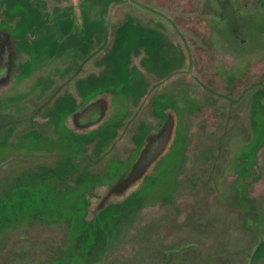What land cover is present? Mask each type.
<instances>
[{"label":"flooded vegetation","instance_id":"af4514ba","mask_svg":"<svg viewBox=\"0 0 264 264\" xmlns=\"http://www.w3.org/2000/svg\"><path fill=\"white\" fill-rule=\"evenodd\" d=\"M144 3L143 0H90L83 1L89 8L84 11L77 0H27L18 5L8 0L0 4V107L13 104L15 113L36 119L58 117L55 119L59 127L48 125L45 130L58 138L61 134L64 141L61 148L25 143L12 147L7 151L8 156L0 158V180L34 182L36 185L30 187L33 203L29 204L33 206L31 212L38 208L30 223L16 227L0 223V241L23 229L37 227L46 233L66 228L62 246L68 245L69 249L72 243L69 225L58 216L64 215L70 219L71 227L88 238L89 250L103 252L101 257H82L83 264L117 262L103 256L111 247L103 251L96 245L95 233L116 217L131 215L134 220L145 207L147 194L160 186L155 181L157 176L162 173L163 177L168 176L175 155L181 156L182 164L173 179L172 190L187 162H202L203 158L198 156L191 160L195 149L190 147V140L197 135L201 119L219 117L213 108L217 95L234 105L237 118L228 135L221 126L215 131L221 135L223 132L220 140L223 150L217 151L221 164L220 173L214 178L218 180L215 195L219 201L220 197H239L242 190H252L263 178L264 33L258 31L256 15L264 14V0H197L199 24L191 26L186 21L184 32L176 28L175 9L180 6L160 5L158 1L148 3L152 8L151 23L134 38L130 47L133 53L127 62L121 65L114 61L121 70V85L90 89L91 77L98 69L105 67L111 58L114 60L115 55L126 56L125 48L117 49L120 38L118 34L114 37L113 28H118L120 23L116 18L128 8L142 7ZM92 11L102 15L103 28L108 26L107 18L115 20L104 43L94 39L95 26L88 18L93 17ZM191 28L199 34V53L206 58L202 69L195 67L191 51L186 47ZM175 31L181 45L173 38ZM192 79L208 96L193 93ZM146 97L151 105L150 113L136 117L135 131L131 135L130 131L124 139L125 145L111 155L121 160L115 173L108 174L106 167L100 166L104 168L97 171L105 174L85 178L77 169L62 174L63 168L54 162H31L36 154L52 152L63 157L65 153L80 152L71 147L76 140L87 155L99 140L104 143L105 151L113 148L119 130L134 116L130 104L139 105ZM7 111L10 110L0 108V113ZM192 117L198 119L194 129L190 125ZM136 136L140 137L137 145ZM207 152L210 151H198L201 155ZM7 163L10 168L5 171ZM33 180H45V183ZM39 212L58 213L59 218L47 221ZM261 236L250 264L256 260L264 264V235ZM24 241L27 251V240ZM53 257L51 264L61 258L60 247ZM128 260L117 263L130 264Z\"/></svg>","mask_w":264,"mask_h":264},{"label":"rangeland","instance_id":"374dc122","mask_svg":"<svg viewBox=\"0 0 264 264\" xmlns=\"http://www.w3.org/2000/svg\"><path fill=\"white\" fill-rule=\"evenodd\" d=\"M3 1L8 0H0V4ZM9 1L18 5L27 0ZM78 1L82 11L85 8L89 9L87 5H83V1L88 3L90 0H77V4ZM143 1L145 3L142 7L135 5L136 8H128L125 13L123 12L124 15L116 18L120 24L118 28H113L114 37L118 34L120 38L117 49L125 48L123 55L126 54L127 57L115 55L114 60L111 58V61L106 62L105 67H102L101 70L98 69L96 74L92 75L89 84L90 89L121 85L120 83L123 81L121 70L115 66L114 61L118 60V64L121 65L127 62L128 56L133 53L130 47L134 38L145 28L147 23H151L152 8L148 3L158 1L160 5L165 3L174 7L180 6V8L175 9V20L177 30L179 29L181 32H184L183 27H186V21L191 26L199 24L200 15L198 13L200 10L195 9L197 0ZM91 13L93 17L88 18H91V22L95 26V38H93L95 41H103L104 43L106 33L110 34L111 25L115 20L113 17L107 18L108 26L105 29L103 28L102 15L97 11ZM83 15L85 18L87 17V13ZM193 16L195 18L194 23ZM256 23L258 31L264 33V14L256 15ZM190 30L187 32L188 42L186 43V47L191 51L190 58H192L195 67L198 65L202 69L204 65L205 68L206 58L200 56L199 53V34L192 28ZM173 35L174 40L181 45L182 41L177 31L173 32ZM203 58L205 59L203 60ZM194 70L197 71L196 68ZM197 72L199 75L200 72ZM195 82V79L191 80V87L195 86L192 90L193 93L196 96H204L206 92ZM206 96L208 95L206 94ZM215 98H217V102L213 108L219 117L217 120L209 117L201 119L199 123L202 122V124L200 129L196 131L197 135L191 137L190 140V147L195 149L191 154V160L198 156L199 159L203 158L202 162L197 160H193L189 164L187 162L186 167L181 171L180 181L176 184L175 190H172L173 179L178 174L179 166L182 164L181 156L175 155L169 164L171 166L167 171L168 176L163 177V173L157 176L155 181L160 186L156 187L152 193L147 194V201L144 202L145 207L140 210L139 215L134 220H132L133 216L131 215L116 217L111 223L103 226L102 231L95 233L94 242L96 245L99 244L103 251L111 247L103 255L104 257H109L117 262H121L122 259H129L130 264H250L254 247L259 237L264 235V176L252 190H242L239 197H220V201L223 202L220 204L217 195H215L218 191V180H214V178L220 173L221 163L218 162L217 157L220 153L217 151L220 149L223 132L221 135L215 131L221 126L228 135L237 117L234 116L233 104L231 106L220 95ZM148 102L146 97L139 105L135 102L130 104L129 109L134 116L126 121L125 126L119 130L118 136L112 143V147L115 149L112 154L111 151L114 149L109 148L105 151L104 143L99 140L96 147H89L90 150L93 147L94 149L87 155L84 149L80 148L79 141L76 140L71 144V147L74 151L80 149V152L65 153L63 157L61 154L52 152L36 154L31 157V162L47 164L54 162L63 168L62 174L77 169L80 171L78 173L84 175L85 178L105 174L97 171L104 167H106L108 174L115 173L121 160L117 156L111 155L125 145L124 139L127 134L131 131V135L135 131L136 117L148 116L151 107ZM13 106L12 104V107L9 105L0 107L10 110L5 114L4 112L0 113V158L8 156L7 151L11 150L12 147L21 146L25 143L33 147L41 145L44 147H62L64 144L63 136L60 134L58 138L56 134L45 130L48 125L59 127V121L56 120L58 117L36 119L37 117L28 114L15 113ZM195 117L199 119V114H196ZM192 118L190 125L194 129L198 119ZM102 133L104 132L102 131ZM104 138L103 134V140L106 141ZM223 138L225 137L223 136ZM139 140L140 137L136 136L134 144H140ZM200 150H209L210 152L201 155L198 153ZM220 150H223V147ZM211 151H214V154ZM62 158L67 159L59 161ZM5 165V171H8L10 166L8 163ZM10 165L16 166L17 164L11 163ZM15 168L17 167H13V169ZM89 169L91 172H88ZM33 181L45 183V180ZM34 185H36L34 182L30 184V180H0V223L5 226L16 227L18 224L22 225L23 222H31L32 214H35L38 209L35 207V211L31 212L33 206L30 205L32 202L30 187L32 188ZM38 214H41V217L47 221H51L53 218L56 221L59 218L56 217L58 213L39 212ZM58 216L69 225L72 240L69 249L67 248L68 245L62 246L66 240V228H55L46 233L37 227L31 230L23 229L14 231L10 238L7 237L5 241H0V264H51L53 255L59 247L61 258L55 260L54 264H83L82 257L102 256V251L89 250L90 247H87L88 238H85L84 233L70 226L69 218L64 215ZM24 240H27V247H29L27 251ZM86 241L88 242L86 243ZM41 242L44 244L43 247ZM30 252L32 253L29 254ZM117 262L113 263L119 264ZM253 264L263 263L256 260Z\"/></svg>","mask_w":264,"mask_h":264}]
</instances>
